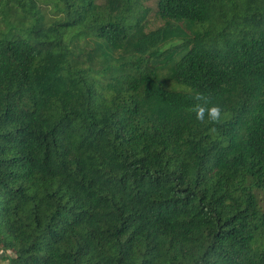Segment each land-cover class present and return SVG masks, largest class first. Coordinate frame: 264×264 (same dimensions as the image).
Here are the masks:
<instances>
[{"label":"trees","instance_id":"1","mask_svg":"<svg viewBox=\"0 0 264 264\" xmlns=\"http://www.w3.org/2000/svg\"><path fill=\"white\" fill-rule=\"evenodd\" d=\"M148 1L0 0L9 264H264V0Z\"/></svg>","mask_w":264,"mask_h":264},{"label":"rangeland","instance_id":"2","mask_svg":"<svg viewBox=\"0 0 264 264\" xmlns=\"http://www.w3.org/2000/svg\"><path fill=\"white\" fill-rule=\"evenodd\" d=\"M147 4L152 8V12L150 13V18L148 22V28H155L156 26L163 23V21L158 17L156 13V3L154 0H150ZM14 256L13 252H4L0 250V264H9V258Z\"/></svg>","mask_w":264,"mask_h":264},{"label":"clouds","instance_id":"3","mask_svg":"<svg viewBox=\"0 0 264 264\" xmlns=\"http://www.w3.org/2000/svg\"><path fill=\"white\" fill-rule=\"evenodd\" d=\"M204 111L205 109L203 107H200L197 111V119H203L204 118ZM209 113V117L213 120H216L220 117V108L218 106H212L207 109Z\"/></svg>","mask_w":264,"mask_h":264}]
</instances>
